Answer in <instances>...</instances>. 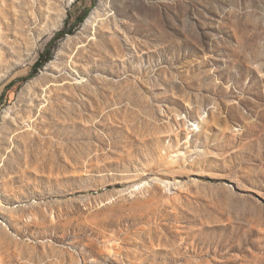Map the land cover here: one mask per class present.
Here are the masks:
<instances>
[{"label": "rangeland", "instance_id": "374dc122", "mask_svg": "<svg viewBox=\"0 0 264 264\" xmlns=\"http://www.w3.org/2000/svg\"><path fill=\"white\" fill-rule=\"evenodd\" d=\"M0 264H264V0H0Z\"/></svg>", "mask_w": 264, "mask_h": 264}, {"label": "trees", "instance_id": "16d2710c", "mask_svg": "<svg viewBox=\"0 0 264 264\" xmlns=\"http://www.w3.org/2000/svg\"><path fill=\"white\" fill-rule=\"evenodd\" d=\"M65 35V33L63 32H59L55 38L53 39V42L62 38L63 36ZM42 60L40 62L37 63V65L35 66V69H37L38 67H42L44 65L45 62H47L50 58V53L49 51H47L46 53H44L42 56H41Z\"/></svg>", "mask_w": 264, "mask_h": 264}]
</instances>
